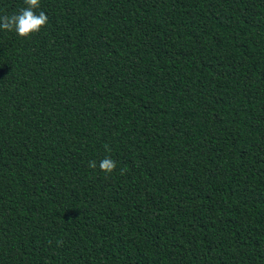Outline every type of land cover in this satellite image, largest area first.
<instances>
[{"label": "trees", "instance_id": "1", "mask_svg": "<svg viewBox=\"0 0 264 264\" xmlns=\"http://www.w3.org/2000/svg\"><path fill=\"white\" fill-rule=\"evenodd\" d=\"M35 11L0 28V264H264V0Z\"/></svg>", "mask_w": 264, "mask_h": 264}, {"label": "clouds", "instance_id": "2", "mask_svg": "<svg viewBox=\"0 0 264 264\" xmlns=\"http://www.w3.org/2000/svg\"><path fill=\"white\" fill-rule=\"evenodd\" d=\"M26 7L22 8L18 14L11 16H0V28L7 31H15L20 37H28L35 32H39L48 22L45 12L37 13L35 9L40 7V0H24ZM94 161L89 162V167L96 168ZM103 172L111 173L116 168V163L111 158H104L100 165ZM123 172V169L121 170Z\"/></svg>", "mask_w": 264, "mask_h": 264}]
</instances>
